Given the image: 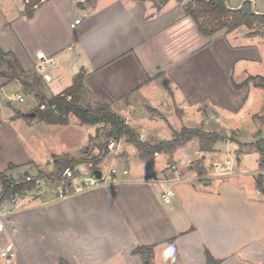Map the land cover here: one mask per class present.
<instances>
[{
	"label": "crops",
	"instance_id": "1",
	"mask_svg": "<svg viewBox=\"0 0 264 264\" xmlns=\"http://www.w3.org/2000/svg\"><path fill=\"white\" fill-rule=\"evenodd\" d=\"M247 2L257 15H264V0L227 4L238 11ZM27 3L0 0V49L13 55L25 72L41 77V92L49 97L83 76L89 97L110 105L145 143L163 142L153 137L158 121L171 131L164 141L173 140V131L183 128L226 136L219 131L223 115L241 112L253 94L255 104L263 99L264 89L254 83L234 88L251 76H264L260 29L242 26L204 36L185 9L187 1L170 0L157 8L156 0H43L32 17ZM77 20L81 23L72 28ZM39 54L53 64L40 69ZM12 85L17 99L28 97L30 103L5 117V107L13 106V98L7 97ZM37 93L0 76V125L12 128L22 122L25 131H34L41 121L26 117L40 104ZM170 116L179 118V129L169 122ZM250 117L264 119V109ZM189 119L197 123L188 126ZM260 134L257 125L253 139ZM188 144L194 148L193 157L183 162L188 171L175 160L178 151L158 153L150 162L138 151L130 161L138 163L133 172L119 169V177L105 187L66 198L49 188L51 196H46L47 189L10 204L13 222L6 230L17 250V264H147L146 253L137 252L140 248L150 249L151 264H207V251L222 264H264V193L257 186L258 176H264V158L251 148L233 160L230 150L237 151L229 141L217 143L206 154L198 139ZM76 155L56 153L49 162ZM161 157H167L165 163ZM199 160L204 176L193 165ZM35 163L45 165L17 155L3 164L0 174L13 165ZM228 163L230 170H217ZM80 166L76 164V170L85 176ZM87 166L92 175L96 170L91 163ZM97 170L104 173L102 165ZM169 190L175 195L166 204Z\"/></svg>",
	"mask_w": 264,
	"mask_h": 264
},
{
	"label": "trees",
	"instance_id": "2",
	"mask_svg": "<svg viewBox=\"0 0 264 264\" xmlns=\"http://www.w3.org/2000/svg\"><path fill=\"white\" fill-rule=\"evenodd\" d=\"M43 0H28L27 15L32 17L35 9ZM89 3L92 0H87ZM147 1V0H140ZM179 2L187 1L185 9L187 13L197 22L201 34L207 37H213L220 31L227 29L229 32L235 31L242 26L254 29L257 26H264V15H257L251 3L247 2L238 11L229 9L227 0H176ZM170 0H156L157 8L167 5ZM253 34H256L254 32ZM252 35V34H251ZM0 76L5 78L8 83L19 81L24 88L29 90H38L39 106L33 111L36 118L47 124L67 126L72 117L77 118L83 125L109 126L110 130L106 134L108 139L120 141L126 139L133 144L139 151L143 161L150 162L158 153H167L173 155L179 148L185 146L188 142L198 139L201 151L206 154L212 151L213 146L219 142H232L239 146L238 155L242 154V148L248 146L257 151L264 158V138L258 139L256 143L244 145L226 136L217 133L205 132L201 129L183 128L180 132L173 131V140L163 141L156 145L143 142L126 122L115 114L110 105L103 102H96L94 105L88 102L90 92L84 85V78L81 75L76 77L74 84L63 93L49 97L41 92L43 80L37 74L27 73L20 63L11 54H6L0 49ZM254 83L257 88L264 89V76H251L240 85L234 84L236 90L247 87ZM42 106L45 109H42ZM31 120V117H26ZM76 161L67 156L56 158L55 168L58 172L66 168H76ZM99 163L92 164V170L98 169ZM261 168L264 162L261 161ZM11 167V166H10ZM200 176L206 175V169L202 166L196 167ZM0 180L5 188V198L12 199L16 194H22L26 190L33 191L37 188L36 179L22 187H14L9 184L8 178L4 173L0 174ZM257 186L261 193H264V176L261 174L257 178ZM150 249L140 248L139 253H149ZM207 264H222V261L216 260L210 252H206ZM147 264H151L150 255L145 258ZM61 264H68L61 261Z\"/></svg>",
	"mask_w": 264,
	"mask_h": 264
},
{
	"label": "rangeland",
	"instance_id": "3",
	"mask_svg": "<svg viewBox=\"0 0 264 264\" xmlns=\"http://www.w3.org/2000/svg\"><path fill=\"white\" fill-rule=\"evenodd\" d=\"M254 29H260L261 32H264V26H257ZM17 92V87L12 85L7 97L13 98L11 99L13 106L12 109L5 107V117H7L9 113H13L12 111H15L14 108L23 110L26 109L30 103V98L28 97H25L24 102L19 101L16 96ZM254 99L255 96L253 94L249 103L241 112L234 115H223L219 130L221 134H227L226 137L236 139L244 145L253 144L256 143V140L258 139L257 137L256 140L253 139V132H255L257 125H261L262 134L258 136L264 138V119L256 118L255 120H252L250 117V114H259L260 111L264 109V95L262 101L259 103L255 104L256 101H254ZM88 102L92 105L96 103L90 97L88 98ZM189 121L190 122H188V126H193L195 123H197L193 122L196 121L193 119H189ZM169 122L176 129L181 127V122L179 121L178 117L170 116ZM22 124V122H18L15 126L12 125V128H10L7 124L0 125V169L3 168V164H5L8 159L15 158L17 155L34 161L43 162L45 165H38L36 163L22 167L13 165L3 172L7 178L15 177L19 178L20 180H24L30 176L35 180H38L37 188L32 193L20 194L19 197L15 198L16 202L26 201L27 198L31 196L37 197L38 195L36 194H41L47 189V197L51 196L52 194V190L50 189H55L58 191L60 182L55 180L58 175V171L54 165L55 159L53 158V160L49 162L51 157L56 153L67 152L77 154V158L74 160L77 162V165H81L80 170L85 174L84 177L86 178L91 176V170L87 166L90 163H99V165H102V170L104 171L105 175H108V171L112 166L121 170L128 168L131 172H133L134 168L138 166V163L134 161L130 162L132 159H135V157H138V150L125 138L120 141H116L117 146L114 148V150H108L109 152H106V147L111 140L106 137V134L110 130L109 126H83L77 122V119H75L72 120L70 125L67 127L62 125H54L53 127H50L47 126L46 123L44 124L41 122L34 126V131H25ZM208 129L212 130L211 128ZM236 130L241 131L242 134L238 136ZM17 131H19V134ZM92 136H94L93 139H91V142L86 146ZM153 137L154 139L161 141L170 139L171 131L167 123L158 121V124L153 131ZM183 147L179 148L180 150L178 149V152L176 151L177 154L175 156V160L180 163V169L188 171V166H185V163L183 162L187 158L193 157L192 150L194 148L192 144H188L185 148ZM229 147L231 149L234 148L236 151L240 149L236 143L231 145L229 144ZM250 149V147L245 146L242 148V152L249 151ZM230 151L231 154L228 157L235 160L237 158L236 155H239L237 152H233V150ZM104 152L106 153L104 154ZM166 159L167 157H161L159 160L166 161ZM165 161L163 163H165ZM201 161L202 160H199L198 162L193 163V165H195V167L202 166ZM225 162L226 161H223L222 163L225 164ZM117 163H126L127 166L117 165ZM1 183L2 180H0V184ZM12 214L9 215L8 219H5V224L8 226L13 222ZM3 239L4 241H10L11 235L9 231L4 234Z\"/></svg>",
	"mask_w": 264,
	"mask_h": 264
},
{
	"label": "built area",
	"instance_id": "4",
	"mask_svg": "<svg viewBox=\"0 0 264 264\" xmlns=\"http://www.w3.org/2000/svg\"><path fill=\"white\" fill-rule=\"evenodd\" d=\"M28 2V0H27ZM81 23V20H77L75 24L72 25V28H75L77 25ZM38 58L41 60L40 69L44 70L46 65L53 64L52 60H48L44 54H39ZM18 99L23 102L24 98L22 96H18ZM42 109H45L42 106ZM117 140L111 139L109 141L108 146L106 147V152L108 150H114L117 146ZM104 152V154L106 153ZM158 154H156L157 156ZM55 164V161H54ZM173 170H176V167H172ZM217 170L220 172H224L225 170H230V163L226 169L217 167ZM76 168H66L62 169L58 172L56 181L60 182V186L58 189V194L60 198H66L70 195L80 194L91 189L105 187L109 184L110 180L115 181L119 175L120 171L116 167L112 166L108 171V175L102 173L101 177L98 178L93 173L90 177L86 178L81 176ZM124 175H128V170L123 171ZM155 180V179H154ZM35 179L32 177H27L24 180H20L19 178L9 177L8 182L14 187H22L27 185L28 183L34 182ZM34 191V190H33ZM33 191L26 190L23 193H32ZM19 193L12 197V199L5 198V188L3 184H0V264H17V250L15 245L10 241H4L3 236L7 233L5 219H8L9 215L12 214L13 209L9 210L8 206L15 202V198L19 197ZM175 195L174 190H169L164 196V200L166 204H170L172 202V197Z\"/></svg>",
	"mask_w": 264,
	"mask_h": 264
},
{
	"label": "water",
	"instance_id": "5",
	"mask_svg": "<svg viewBox=\"0 0 264 264\" xmlns=\"http://www.w3.org/2000/svg\"><path fill=\"white\" fill-rule=\"evenodd\" d=\"M229 2V0H227V3ZM78 69H77V67H75L74 68V74L75 75H77L78 74ZM30 117H33V118H35L36 117V115L35 114H31V116ZM94 174H95V176L96 177H98V178H100L101 177V175H102V172L100 171V170H96L95 172H94ZM145 257H148L149 256V254L148 253H146L145 255H144Z\"/></svg>",
	"mask_w": 264,
	"mask_h": 264
}]
</instances>
